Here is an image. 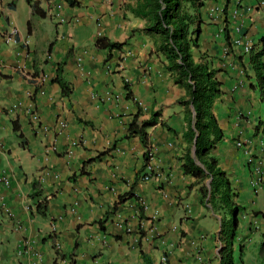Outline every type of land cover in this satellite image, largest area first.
I'll return each mask as SVG.
<instances>
[{
    "label": "crops",
    "instance_id": "0c3cea01",
    "mask_svg": "<svg viewBox=\"0 0 264 264\" xmlns=\"http://www.w3.org/2000/svg\"><path fill=\"white\" fill-rule=\"evenodd\" d=\"M71 1L0 0V264H221L229 210L203 197L210 178L182 167L189 154L203 168L186 88L143 33L135 0ZM201 17L195 60L208 58L221 84L222 139L210 157L242 209L233 264H264V104L248 54L232 43L236 26L251 47L264 37V0H207ZM11 26L19 35L6 45ZM98 38L125 45L109 53ZM137 110L141 121L156 116L146 148L127 138ZM250 240L260 251L248 252Z\"/></svg>",
    "mask_w": 264,
    "mask_h": 264
},
{
    "label": "trees",
    "instance_id": "16d2710c",
    "mask_svg": "<svg viewBox=\"0 0 264 264\" xmlns=\"http://www.w3.org/2000/svg\"><path fill=\"white\" fill-rule=\"evenodd\" d=\"M31 0H28L30 2ZM70 6L71 0H64ZM136 8L133 10L135 17L145 21L143 33L150 36L156 47V52L165 56L168 62V70L174 79V83L186 88L187 104L194 110V125L190 130L189 140L195 141V157L203 168L195 164L193 158L187 154L184 158L183 172L192 175L202 182L210 178L209 190L203 187V197L209 196L211 207L216 210H229L230 219L221 221L220 241L223 248L220 251L221 264H233L232 240L237 228V214L242 209L232 204L233 190L225 174L218 169L216 159L210 157L215 145L222 139L213 114V105L221 94L220 82L216 79V71L212 69L208 58L199 55L195 60L194 52L198 51L199 36L201 35L203 20L201 11L207 0H135ZM33 15L44 18L45 14L37 2L32 3ZM223 37L229 40L226 27ZM124 43H113L105 38H98L95 47L107 50H121ZM248 60L254 74L260 100L264 104V37L259 39L256 45L251 47ZM57 74L54 82L61 87L63 94H68L69 88ZM141 112L133 116L128 125L127 138L139 137L145 148L148 145L147 130L156 124V116L149 120H140ZM14 132L19 129L13 125ZM19 135V134H18ZM20 136V135H19ZM145 153V160L148 159ZM40 207V206H38Z\"/></svg>",
    "mask_w": 264,
    "mask_h": 264
},
{
    "label": "built area",
    "instance_id": "2783aa9c",
    "mask_svg": "<svg viewBox=\"0 0 264 264\" xmlns=\"http://www.w3.org/2000/svg\"><path fill=\"white\" fill-rule=\"evenodd\" d=\"M220 13H223V10L222 9H217ZM232 16H235V17H238L239 16V11L238 10H235L233 13H232ZM220 35L223 34V30L220 31L219 33ZM19 35V32L17 30V28L11 26L9 28V30L4 34V36L2 37V40H3V43L4 44H16L17 42V37ZM232 43L235 47L237 48H240V50L244 53V54H248L249 51L251 50V44L250 42L245 38V36L242 34L241 32V27L239 26H236L234 28V35H233V38H232ZM45 80L44 77H41L40 78V81H39V84H42V82ZM29 116L30 118L33 120V121H38L39 117L38 115H35L33 113H30L29 112ZM61 127H63L62 124H60ZM241 144L240 143H237L236 146H240ZM4 182V184H8V182L4 179V178H1L0 179V182ZM254 182H251V185L254 186ZM162 263L163 264H167V260L165 257L162 258Z\"/></svg>",
    "mask_w": 264,
    "mask_h": 264
},
{
    "label": "rangeland",
    "instance_id": "374dc122",
    "mask_svg": "<svg viewBox=\"0 0 264 264\" xmlns=\"http://www.w3.org/2000/svg\"><path fill=\"white\" fill-rule=\"evenodd\" d=\"M246 245H247V248H248V252L249 251H251V249L252 250H258V251H260V246H259V241H255V242H253V241H249V242H247L246 243ZM235 257H237V256H235Z\"/></svg>",
    "mask_w": 264,
    "mask_h": 264
},
{
    "label": "water",
    "instance_id": "95a60500",
    "mask_svg": "<svg viewBox=\"0 0 264 264\" xmlns=\"http://www.w3.org/2000/svg\"><path fill=\"white\" fill-rule=\"evenodd\" d=\"M196 139V138H195Z\"/></svg>",
    "mask_w": 264,
    "mask_h": 264
}]
</instances>
